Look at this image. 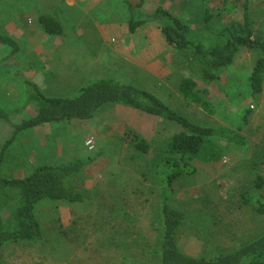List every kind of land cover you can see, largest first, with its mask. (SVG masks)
<instances>
[{
    "label": "rangeland",
    "instance_id": "1",
    "mask_svg": "<svg viewBox=\"0 0 264 264\" xmlns=\"http://www.w3.org/2000/svg\"><path fill=\"white\" fill-rule=\"evenodd\" d=\"M144 1L143 11L169 5L189 25L192 37L206 35L205 0ZM208 2L214 33L242 18L240 0ZM27 5L23 0H0V34L12 36L19 45L13 54L12 47L0 44V151L14 134V125L37 112L27 82L47 95L72 98L101 78L148 89L194 122L239 131L246 144L237 147L215 138L224 150L222 160H192L194 170L168 190V143L181 130L174 123L109 104L88 121L19 132L4 154L1 175L23 177L43 164L79 159L86 165L70 177L69 185L83 202L40 203L36 214L43 240L8 244L0 250V264H158L165 196L185 213L177 238L179 248L188 254L216 256L264 232V213L256 210L255 202L245 204L242 198L256 191L258 176L264 180V84L261 93L253 94L249 81L260 53L242 48L231 66L219 70V80L204 95L213 106L211 112L181 95L180 72L168 63L172 51L166 41L155 45L154 62L140 40L132 41V55L117 50L126 43L123 24L129 26L123 0H107L85 17L73 18L74 24L79 22L76 38L69 30L67 38L45 34ZM107 6L112 11L104 9ZM250 11L255 35L264 39V0H251ZM59 12L48 4L41 8V14L63 19ZM71 20L66 23L73 24ZM117 23L120 28H113ZM146 66L153 68L157 81L146 77L150 72ZM90 137L95 138L93 150L85 145ZM137 140L145 150L135 145ZM259 193L264 197V181Z\"/></svg>",
    "mask_w": 264,
    "mask_h": 264
},
{
    "label": "trees",
    "instance_id": "2",
    "mask_svg": "<svg viewBox=\"0 0 264 264\" xmlns=\"http://www.w3.org/2000/svg\"><path fill=\"white\" fill-rule=\"evenodd\" d=\"M129 13L128 25L131 33L149 22L158 24L163 37L173 51L171 64L180 72L179 91L184 99L213 111L204 95L208 87L219 80V70L231 66L240 49L260 53L256 59L249 81L253 94L261 93L264 84V39L255 35L252 28L250 2L243 3L242 18L222 27L218 33L211 30L212 15L206 2L204 14L205 36L192 37L191 28L171 11L159 6L152 14L143 12L144 0L133 4L123 0ZM38 23L42 31L51 36H65L64 24L56 17L40 15ZM0 44L19 51L14 38L0 34ZM29 94L35 99L37 112L34 116L14 125V134L0 151V166L4 154L15 136L22 131L46 123L90 120L109 104H121L139 112L153 115L181 127L168 143L169 158L167 189L177 179L194 170L192 160L204 163H219L223 147L215 143L222 140L228 144L244 147L246 142L239 131L226 126H209L194 122L176 112L154 92L132 84L121 83L111 78H101L81 87L72 98L49 96L36 84L27 82ZM28 90V91H29ZM244 122L247 121L245 118ZM135 145L146 149L143 142ZM86 163L74 160L61 164H43L23 177H4L0 173V250L11 243H38L44 238L37 206L46 201L81 203L83 197L69 185V179L81 171ZM191 168V169H190ZM263 177L254 182L258 192L244 193L245 204L255 202L256 210L264 213V197L259 191ZM162 238L158 264H264V232L257 238L229 252L216 256L191 255L178 246V230L185 220V213L171 205L168 196L162 202ZM121 264H129L124 261Z\"/></svg>",
    "mask_w": 264,
    "mask_h": 264
},
{
    "label": "crops",
    "instance_id": "3",
    "mask_svg": "<svg viewBox=\"0 0 264 264\" xmlns=\"http://www.w3.org/2000/svg\"><path fill=\"white\" fill-rule=\"evenodd\" d=\"M7 1H9V0H7ZM106 1L107 0H23V4H25V5L28 4L27 5L28 7L26 8V10L29 11L28 12L29 14L37 15L38 17L40 15H43V14H41V8L43 7V5L48 4L49 6L56 7L60 11L59 13L63 17V19L61 17H56V16H54V17L58 18L64 24V26L67 25V26H65L66 27V29H65L66 30V34H65V36H62V37L67 38L68 35L70 36L69 31H71L72 32L71 37L76 38L77 37V32H75V30H76V24H78L79 22H78V19H77V22L74 24L73 23V18H76V16H77V18H79V17L80 18L85 17V15H88L90 13V11L93 10V8H100V5L101 4H105ZM129 1L132 2L133 4H137V2H135L133 0H129ZM25 2H27V4ZM115 3L116 2L114 1V5H115ZM144 5L146 6V2L145 1L143 3V7L141 9L142 11H143ZM159 6H161V5L156 6L154 9H152L150 11L153 13L156 10V8L159 7ZM103 8H101L100 10H102ZM114 8H116V7L114 6ZM118 8L120 9L119 4H118ZM123 8L125 9L124 6H123ZM163 8L169 10L170 9V6L169 5L167 7L163 6ZM104 9H107L108 11H112L111 6H107V8H104ZM148 9L149 8H147V10H144L143 12L147 13L149 11ZM78 14H83V15L82 16H79ZM148 14H150V13H148ZM49 16H53V15H49ZM128 18H129V13L127 11V17H126V21L127 22H128ZM64 19H67V20H64ZM69 19H72L71 20L72 21L71 23H73V24H71V25L73 27H71V25H68L66 23V21H69ZM29 21L30 22H32V21L34 22V19L31 18V16H29ZM117 27L120 28L119 25H118V23L113 28H117ZM123 28L125 30L124 31V34H125L126 43H124L122 45L120 44V47L117 50L119 52L123 53L126 57H127V55H132L133 49L130 48L131 45H133L132 41L134 39L136 40V42L140 40V43H138V44L144 46L143 49H145V50H148L149 49L150 50V51H146L147 54H148V52L150 53V55L148 54L146 56L148 57V59L150 60V62H151V60H153V62H154V59H153V56H154L153 51L155 50V47H156L155 45L156 44H160V41L161 42H165L166 41L165 38L162 37L163 35L161 33V30H160L158 24L155 23V22H149L147 24H144V25L138 27L137 30L134 33H131L130 32L129 26H125L123 24ZM129 38H130V41L128 43ZM112 41H113V39H112ZM125 44H128L127 45L128 49L125 46ZM166 44H167V42H166ZM167 46L170 48V46L168 44H167ZM134 51H135V49H134ZM171 51H172V49H171ZM172 55H173V51L171 52V54L168 57V63H169L170 66H172L174 69H176L171 64V57H172ZM136 63L138 64L139 62L137 61ZM146 67L148 68V71H150L149 72V75H148V73L146 74L147 75L146 77L151 78L152 81H157V79H156L157 78L156 73L152 71L153 68L148 67V66H146ZM150 74H154L155 76L154 75H150ZM129 84H131V83H129ZM60 97H62V96H60ZM122 106H124V105H122ZM124 107H126V106H124ZM130 109H132V108H130ZM133 110H135V109H133ZM143 114H145V113H143ZM146 115H149V114H146ZM150 116H153V115H150ZM73 121H88V120H73ZM47 124H51V123H46V124L40 125V127L41 126H44V125H47ZM16 178H18V177H16Z\"/></svg>",
    "mask_w": 264,
    "mask_h": 264
},
{
    "label": "built area",
    "instance_id": "4",
    "mask_svg": "<svg viewBox=\"0 0 264 264\" xmlns=\"http://www.w3.org/2000/svg\"><path fill=\"white\" fill-rule=\"evenodd\" d=\"M85 145L88 147L89 150H93L95 148V138L90 137L89 139H87Z\"/></svg>",
    "mask_w": 264,
    "mask_h": 264
}]
</instances>
